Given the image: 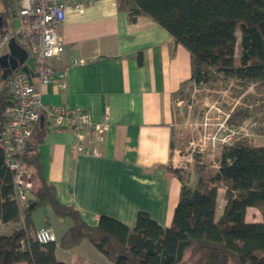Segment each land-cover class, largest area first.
<instances>
[{
	"label": "trees",
	"instance_id": "obj_1",
	"mask_svg": "<svg viewBox=\"0 0 264 264\" xmlns=\"http://www.w3.org/2000/svg\"><path fill=\"white\" fill-rule=\"evenodd\" d=\"M0 6L1 38L8 33L10 0H0ZM117 6L132 21L138 15L149 17L188 51L190 77L178 93L218 81L231 83L243 97L227 122L246 123L252 134L264 135V0H117ZM2 70L0 66V135L11 104L10 76L1 78ZM45 129L40 119L22 156V166L31 173L33 196L22 208L11 197L13 172L0 148V223L15 226L9 234L0 233V264H64L56 259L55 248L70 249L82 240L112 264H264V144H253L247 135L218 146V167L194 163L198 176L193 184L185 171L168 168L180 181L171 223L162 227L139 211L130 229L107 215L89 225L73 205L58 201L54 186L41 172L37 146ZM219 187L225 203L215 217ZM40 206L71 222L56 241L42 243L34 237L30 216ZM248 207L260 212L259 221H245Z\"/></svg>",
	"mask_w": 264,
	"mask_h": 264
},
{
	"label": "crops",
	"instance_id": "obj_2",
	"mask_svg": "<svg viewBox=\"0 0 264 264\" xmlns=\"http://www.w3.org/2000/svg\"><path fill=\"white\" fill-rule=\"evenodd\" d=\"M12 4L10 0L8 18L17 25L9 28L6 21L8 33L16 32L20 23L12 14ZM57 31L63 51L51 60L52 80L43 86L41 101L82 108L93 121L100 120L108 108L110 125L99 146L101 154L86 155L75 151L72 130L41 118L46 129L37 149L44 179L54 186L58 201L73 205L89 225L107 215L132 229L137 213L144 211L162 227L168 226L180 190L179 179L168 168L185 171L189 184L196 179L190 176L195 171L186 149L189 129L178 126L179 105L175 103L181 84L190 77L188 51L149 17L138 15L130 20L117 0H97L81 12L66 9ZM19 40L29 53L25 40ZM0 49V55L7 53V44ZM71 58L83 63L70 65ZM63 68H67L65 88L58 85ZM212 167H218L217 159ZM220 189L224 192L219 187L217 194ZM37 208L30 216L34 230L66 221L50 209L52 213L36 222ZM216 213L217 201L215 217L221 214ZM245 221L253 222L246 214ZM70 223L64 222L67 227ZM14 227L0 223V233L9 234ZM55 257L64 264H78V260L112 264L87 240L70 249L56 247Z\"/></svg>",
	"mask_w": 264,
	"mask_h": 264
},
{
	"label": "built area",
	"instance_id": "obj_3",
	"mask_svg": "<svg viewBox=\"0 0 264 264\" xmlns=\"http://www.w3.org/2000/svg\"><path fill=\"white\" fill-rule=\"evenodd\" d=\"M97 0H13L12 14L19 18L16 32L7 33L0 38V47L7 44L11 37L19 36L28 45L33 57L35 81L29 78L21 67L10 73L11 104L7 108V121L4 132L0 135V148L4 153V162L13 172L12 199L22 208L31 195V173L22 166V156L32 130L41 118L49 119L60 128L72 130L75 151L86 155H100L99 146L104 141V134L109 123V110L105 108L102 118L93 121L90 114L79 107L68 108L64 105H47L41 101L44 85L52 80L51 60L63 51V40L57 26L64 18L65 10L73 8L81 12L85 6ZM83 60L71 58L70 65H78ZM67 68L61 71L58 85L66 86ZM225 113L220 122L211 123L205 116L199 124L196 142L189 145L196 151L214 150L220 145L230 144L234 139L246 134L239 126L227 122ZM20 227H24L21 222ZM38 242L56 241L57 237L48 226L35 230ZM21 245H27L21 240Z\"/></svg>",
	"mask_w": 264,
	"mask_h": 264
},
{
	"label": "rangeland",
	"instance_id": "obj_4",
	"mask_svg": "<svg viewBox=\"0 0 264 264\" xmlns=\"http://www.w3.org/2000/svg\"><path fill=\"white\" fill-rule=\"evenodd\" d=\"M16 20L11 18H7V27H15ZM237 36L239 35L236 32ZM2 49H0V53ZM242 95H238L234 85L231 83H223L216 82L211 84L202 85L200 87H193L192 89L185 88L177 95V99L175 101L178 102L179 112H178V126L184 131L189 129V141L193 140L196 142V138L199 133V124L202 122L205 116L209 117L211 123L220 122L225 113H230L235 107L240 106L242 104ZM247 124L239 125L242 130L248 134L251 138L253 144H264V135H255L252 134L247 128ZM246 136V135H243ZM191 153L190 159V168L192 170L194 163H198L201 166H205L206 168H213L216 160V151L214 150H204L203 152H197L196 147L192 148L189 144L186 148ZM196 155V156H195ZM206 170V169H205ZM190 176L193 175L195 177L198 176V173L190 172ZM209 173V172H204ZM189 176V177H190ZM223 191L219 190L217 194V213H220L222 210L223 204ZM48 206H40L36 209L33 216L36 222L42 220V216L48 214V212L52 211ZM246 219L249 221H258L261 219V214L256 208H248L246 212ZM69 222V220L66 219ZM57 221L53 222V228L56 237L59 236L61 230L67 226H65L64 222ZM70 225V224H69ZM81 264L80 260L77 262Z\"/></svg>",
	"mask_w": 264,
	"mask_h": 264
},
{
	"label": "water",
	"instance_id": "obj_5",
	"mask_svg": "<svg viewBox=\"0 0 264 264\" xmlns=\"http://www.w3.org/2000/svg\"><path fill=\"white\" fill-rule=\"evenodd\" d=\"M7 48L8 52L0 55V66L3 69L1 78L9 77L11 71L17 67H21L29 78H33V57L29 55L27 49L20 45L15 37H11L8 40ZM31 207L32 204L28 206V208Z\"/></svg>",
	"mask_w": 264,
	"mask_h": 264
}]
</instances>
